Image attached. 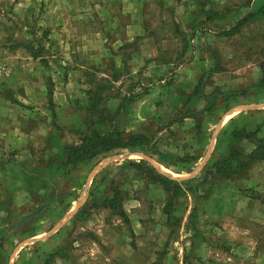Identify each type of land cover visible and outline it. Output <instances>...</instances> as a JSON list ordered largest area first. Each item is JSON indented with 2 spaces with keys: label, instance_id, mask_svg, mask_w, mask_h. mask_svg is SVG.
Returning <instances> with one entry per match:
<instances>
[{
  "label": "rangeland",
  "instance_id": "374dc122",
  "mask_svg": "<svg viewBox=\"0 0 264 264\" xmlns=\"http://www.w3.org/2000/svg\"><path fill=\"white\" fill-rule=\"evenodd\" d=\"M1 108L0 264H264V159L215 174L264 150V0H0ZM114 124L148 143L66 163Z\"/></svg>",
  "mask_w": 264,
  "mask_h": 264
},
{
  "label": "trees",
  "instance_id": "16d2710c",
  "mask_svg": "<svg viewBox=\"0 0 264 264\" xmlns=\"http://www.w3.org/2000/svg\"><path fill=\"white\" fill-rule=\"evenodd\" d=\"M224 15H226L225 12L221 13L212 11L209 14V18L214 19L216 17H222ZM252 15V13H249L243 20H241L240 24L247 21ZM236 28H238V26ZM236 28H232L229 31L232 32ZM91 98L93 99V97H90V99ZM131 103V97H124L119 110L124 109ZM146 143H148V138L144 134H132L125 136L122 130L116 124H114L112 126V129L105 133H102L98 130H92L91 132L84 134V136L80 138L79 143L69 145L67 147L66 163L69 166L75 167L87 159L94 158L111 150L119 148H135ZM263 159L264 150L261 148L254 150L251 154L246 156L241 154L238 150L234 149L230 152L229 156L224 159V161L218 163V166L216 168L217 173L215 174H219L225 178L231 179L233 178L234 173H238L241 171L247 172L251 165ZM235 160L236 164L234 166L233 162ZM209 173L210 175H214L212 171H210ZM159 177L164 185H174V196H179L180 193L183 192V187L179 182L161 174H159Z\"/></svg>",
  "mask_w": 264,
  "mask_h": 264
},
{
  "label": "crops",
  "instance_id": "0c3cea01",
  "mask_svg": "<svg viewBox=\"0 0 264 264\" xmlns=\"http://www.w3.org/2000/svg\"><path fill=\"white\" fill-rule=\"evenodd\" d=\"M6 110V111H5ZM7 111H11V110H9V109H7V108H5V109H3V108H1L0 109V115H3V114H5ZM3 120H5V119H3ZM7 120V119H6ZM8 121V122H7ZM7 121H5L4 122V126H6L7 128H4V131L2 132V135H3V140H2V143H4V144H6V145H9V144H11V143H13V139L11 138L12 137V135L14 134V130L12 129V127H14V123H11V120H7ZM10 121V122H9ZM1 135V134H0ZM1 135V136H2ZM50 157V156H49ZM43 167L44 166H46V165H42ZM42 166H39V167H42ZM36 167H38V166H36ZM39 167H38V169L36 168V171H39ZM40 178H46L45 177V175H44V173H42L41 175H40ZM22 184H19V186L16 188L15 187V185H12V184H10V187L11 188H15L14 189V191L15 192H13L12 194H13V201L14 202H16V199H18V198H21L22 197V195H24V199H26V194L28 193V190H29V188H28V186L24 183L23 184V186H21ZM0 189H1V186H0ZM11 190V189H10ZM40 190L43 192V193H46V191H48V189H47V187H45V186H43V187H40ZM76 191H79V190H76ZM81 192H83V191H81ZM67 194H68V192H66ZM87 197V194H83V193H80V194H78L77 195V198H75L73 201L72 200H70V201H67V202H64V203H76L77 205H78V207L80 206V204H81V202L83 201V199H85ZM66 198H68V196L66 197ZM28 200V199H27ZM26 200V201H27ZM66 201V199H64V198H62V202H60V204L61 203H63V201ZM21 203V202H20ZM24 203H26V202H23L22 204H24ZM56 203V202H55ZM61 207H63V204H61ZM73 209V208H72ZM9 211L10 210V208L8 209V207H3L2 206V204L0 203V211ZM63 210V209H62ZM67 211H66V214H68L69 213V210L70 209H66ZM63 211H65V210H63ZM62 215V214H61ZM65 215V214H64ZM64 215H63V217H64ZM63 217H61L62 218V220H63ZM61 218H59L60 220H61ZM58 219V220H59ZM60 220L58 221V222H60ZM53 221V220H52ZM63 221H65V220H63ZM58 223H57V221H56V223H55V226L57 225ZM62 225V224H61ZM54 226V227H55ZM63 226V225H62ZM54 227H52L51 228V230H54L53 228ZM51 230H49L48 231V233L49 234H47V237H50L51 236V239H53V240H55V239H57V238H59V236L62 234V231H61V228H58L57 230L58 231H56L55 233H53V231H51ZM57 232H60V234H57ZM37 232H33V235H31V236H34L35 237V235H38V234H36ZM37 237V236H36Z\"/></svg>",
  "mask_w": 264,
  "mask_h": 264
}]
</instances>
